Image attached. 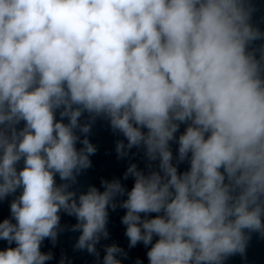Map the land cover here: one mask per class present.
<instances>
[{
  "label": "clouds",
  "instance_id": "obj_1",
  "mask_svg": "<svg viewBox=\"0 0 264 264\" xmlns=\"http://www.w3.org/2000/svg\"><path fill=\"white\" fill-rule=\"evenodd\" d=\"M253 11L249 0H0V200L23 189L0 222V240L16 245L0 264L53 259L41 245L56 244L61 212L76 218L74 248L99 259L118 206L129 248L152 245L149 264L244 256L250 234L264 236V43L252 47L264 32ZM97 118L127 141L116 142L118 159L142 148L149 171L132 163L130 191L102 179L103 191L77 197ZM118 255L106 246L103 264H122Z\"/></svg>",
  "mask_w": 264,
  "mask_h": 264
}]
</instances>
